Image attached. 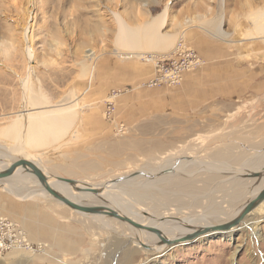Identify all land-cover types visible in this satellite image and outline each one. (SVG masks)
Returning <instances> with one entry per match:
<instances>
[{
    "label": "rangeland",
    "instance_id": "rangeland-1",
    "mask_svg": "<svg viewBox=\"0 0 264 264\" xmlns=\"http://www.w3.org/2000/svg\"><path fill=\"white\" fill-rule=\"evenodd\" d=\"M164 10L159 30L176 34L173 51L159 54L146 46L133 50L135 54L141 50V57L150 55L154 62L164 61L167 72H157L153 63L125 56L129 48L116 42L118 22L113 14L140 30ZM261 13L264 0H0V130L24 110L20 79L29 77L32 94L40 92L50 105L77 101L79 106L62 138L27 147L25 154L32 156L45 176L77 180L81 187H100L112 181L121 183L120 187L153 182L174 171L157 173L179 169L168 191L170 198H143L142 207L166 212L168 220L174 219V208L182 207L180 218H187L188 213L212 221V227L223 224L253 199L252 191L264 182V143H212V117L220 112V104L233 103L230 109L244 113L264 107V34L255 29L252 18ZM187 20L192 23L185 25ZM219 26L228 33L226 38L217 37ZM26 27L28 42L23 39ZM199 40L227 52L225 58L212 59V70L242 72V77L250 78L240 100L216 95L218 89L213 85L211 99L187 109L179 95L185 77L195 76L209 63L199 54ZM143 41L146 44L149 39ZM26 48L31 49L30 59ZM188 50L199 61L191 68L189 61L175 54ZM91 52L92 65L86 57ZM83 64H88L87 75L81 72ZM150 125L161 133H151ZM12 143L0 135V146L8 148ZM96 145L99 155L93 152ZM216 151L222 152L216 156ZM11 161L0 159L7 165ZM249 161L256 168H249ZM210 179L208 187H203ZM187 180L192 181V191L184 188ZM35 184L20 177L0 180V218L11 225L2 227L0 241L5 238L12 243V248L0 249V264H109L112 257L114 264H264V204L230 229L231 233L196 235L157 255L154 249L158 246L148 248L128 225L121 222L122 228L133 230L134 239L127 238L133 237L129 232L126 236L119 230L106 231L96 220L110 217L76 212L42 196L45 191ZM14 186L22 187L20 193ZM206 192L208 197H204ZM172 195L179 196L182 204L173 202ZM104 202L92 203L100 207ZM211 202L212 212L219 215H209ZM133 251L137 253L130 256Z\"/></svg>",
    "mask_w": 264,
    "mask_h": 264
},
{
    "label": "bare ground",
    "instance_id": "bare-ground-1",
    "mask_svg": "<svg viewBox=\"0 0 264 264\" xmlns=\"http://www.w3.org/2000/svg\"><path fill=\"white\" fill-rule=\"evenodd\" d=\"M113 16L118 22L117 23L118 27L116 30V42H118L119 45L129 48L128 54H125V56L127 57L137 56L139 58L142 55L141 50L138 51L137 54H135V51L133 50L143 49L145 48V46L147 48L149 47L151 49H156L155 51L159 52V54H167L169 51H173L172 41H174L176 34L174 32H173L174 34L173 33L162 34L160 33L159 30V27L164 21L165 10L158 15L152 16L151 19L147 21L140 30L130 28L126 23H124L121 20V18L117 14H113ZM252 18L254 20L253 23L256 26L255 29L256 30L259 29L260 31H263L262 34H264V13H261ZM220 19H222V16L220 17ZM191 23H192L191 20H187L185 25ZM27 31H28V27H26L23 30V37H24L23 39L25 42H28L29 40ZM216 32H217V37L222 36L221 39L226 38L228 36V33H223V30L222 31L220 30V26L219 29H216ZM144 39L147 40L149 39V42L144 44L143 41L142 43V40ZM26 54L28 55V59H30L32 54L30 48H26ZM86 57L89 58L90 64L92 65L95 59L94 53L91 52L87 54ZM152 61L154 62V60ZM146 62H150V61L146 59ZM81 67H82L81 72L84 73V75L89 74V72L87 73L88 64L87 65L83 64ZM20 81L24 93V102H23L24 110L21 112V114L17 115V118L14 119L7 127H5L3 130H0L1 136H6V138H10L11 142H13L11 145H9L8 148L0 146V159L9 158L10 160H12L8 165L0 162V171L6 169L11 163L19 159L27 160L36 166L37 164L32 159V156L29 154H25L26 150L28 149L27 147H30V144L40 145L44 143L46 145V143L56 142L57 140L62 138L73 124L74 110H76L77 107L79 109L77 101L73 103L50 105V103L45 99L43 94H40V92L36 95L32 94L29 85L30 84L29 77L20 79ZM261 158L262 161H264V155ZM255 165L256 164L253 161H249V163L247 164V166L252 169L256 168ZM28 170L29 169H23L19 167L14 171V173L10 177L5 178L4 181H8L11 178L20 177L22 181L25 182L30 181L32 185L36 183L35 185L38 188L41 187V189L45 191V189L42 188V186L38 183L37 179L32 174H30V171ZM164 171L165 170H163L162 172L164 173ZM171 171H174L173 173H171V175H167L153 182L150 181H143V182L140 181V183L129 182L128 185L123 183L124 185L120 187L118 185H120L121 183L118 184L115 183L118 181H112L111 183L108 182L104 186L92 188L98 191L97 194H91L88 192H74V190L69 185L58 181V177L53 175L52 176L48 175L49 178L47 176L46 178L48 185L54 191L58 192L60 195H62L70 202L76 205L82 206L83 204L88 203L87 206L85 207H96L97 205H95L92 202L98 199L105 200V202L103 203L104 205L101 207L113 210L114 212H116L117 215L126 218L127 220H130L135 224H138L139 226H141V228L140 229L134 228L130 224L120 221L116 218L113 219L118 220V222L110 219L111 217L108 219L103 217H98V219L96 220L103 225V228L109 232H114L116 230H119L120 232H124L126 236H127V232H129L130 234H132L133 237L129 236L127 238H131V239L135 238L134 232L132 230L134 229L136 231L135 235L139 237L138 240L139 241L143 240L148 248L154 247L151 244L158 246L154 249V251L155 254L160 255L166 250L170 249L173 244H176L180 241L185 243L188 242L192 237H196V235L198 236V238H201V236L206 237L209 236L211 232H215V230H213L212 228V221L211 222L205 221L203 216L187 213L185 214L187 218H180L179 217L181 215L180 208L182 207L174 208L175 212L177 213L175 214V216H173L174 219H170V220L166 219L167 217L165 214L166 212L165 213L163 212L161 214L159 212L153 211V209H147L142 207L141 205L142 203L140 204V201H143V198L160 199L162 201H165L168 198H170V192L168 193V191H172L171 187L175 182V179L173 177L175 176L176 173L177 174L181 173L179 172V169H172ZM22 172H24V174H22ZM42 173L45 176L44 174L45 172ZM163 173L159 172L157 174H163ZM65 175H67V173ZM210 182L211 179L210 181L208 180L206 184H203V187H208L207 184H210ZM5 183H6V188L9 189L10 185L7 182ZM134 183L137 185H134ZM22 185L25 186L27 184H22ZM76 186L81 187L80 185H76ZM237 186H238L237 188H239L241 186L240 183ZM19 187L21 186H14V189L16 188L15 190L18 193H20L22 188ZM82 187H87V186H82ZM27 188L30 189L28 186H26L25 189ZM184 188L186 189V191L187 190L192 191L194 188V186L192 185V181L190 180L185 181ZM262 188H264V182L252 191L251 193L252 197L254 196L253 198H255ZM155 193L156 196H154ZM209 194L210 193L206 192V195H204V197H208ZM41 195L45 196L46 198H51L50 195L46 193V191L41 192ZM102 196H106V198ZM171 197H172L171 199L174 200L173 202H177V203L182 202V199L177 195H172ZM128 200L130 201V203L132 202L136 206H138L140 210L134 208L135 206L134 207L131 206L132 204H129ZM198 203L199 201H197L194 205H190V206H196ZM181 204H177V206H182ZM262 204H264V201L257 208L261 207ZM163 207H167V206L163 205ZM208 208L210 209L209 215L211 216L219 215L218 212H216L215 210L214 212H212V202L211 204L209 203ZM218 209L219 208H217V210ZM240 209L236 210V212L233 213L234 214L233 218L239 213ZM222 214L224 215V213H220V215ZM93 217L97 218V215H93ZM233 218L232 217L231 219L229 218L230 219L229 221H231ZM229 221L227 220L226 222L225 221L224 222L227 223ZM121 222L128 225L132 229L125 227L122 228L123 225ZM145 228H152L157 231V234L145 230ZM230 229H232V227ZM230 229H228L229 231L227 230L228 233L232 232L230 231ZM113 244L116 245L115 242ZM136 253L137 251L130 252V256ZM113 259L114 258L112 257L109 264H114Z\"/></svg>",
    "mask_w": 264,
    "mask_h": 264
},
{
    "label": "crops",
    "instance_id": "crops-1",
    "mask_svg": "<svg viewBox=\"0 0 264 264\" xmlns=\"http://www.w3.org/2000/svg\"><path fill=\"white\" fill-rule=\"evenodd\" d=\"M199 54L201 57L209 59L207 67H205L202 73L198 72L193 75H187L183 84V90L179 95L184 98V103L188 108H195L200 106L206 100L212 98V86L218 89V94L224 99H229L228 101H237L242 98V93H244L247 88H249L248 81L250 78L242 77V72L240 73H221L215 69L212 70V59L214 58H225L227 52H221L217 48V45L208 44L204 40H199ZM227 63V62H225ZM221 63L220 65H223ZM215 70V71H214ZM142 77V75H140ZM147 77H149L147 75ZM193 77V78H192ZM249 79V80H248ZM196 83V86H195ZM236 94L238 96H230ZM215 95V96H216ZM234 101V102H235ZM244 101H247L244 100ZM181 103V102H179ZM233 103H223L220 104V112L215 113L212 117V143L215 144L220 141L223 142L225 146L229 142H238L240 144H250V140H256V144L264 143V107L257 112H238L230 109ZM149 127V126H148ZM157 126L154 127L150 125L149 129L151 133L156 130ZM161 132L156 130L155 134H160ZM237 139L233 140L234 138ZM243 142V143H242ZM253 144V143H252ZM254 144V145H256ZM171 145V143H170ZM236 145V144H235ZM230 146H226L227 149ZM100 147L96 145L93 151L99 155ZM156 148L152 150L155 152ZM224 151V150H223ZM226 151V150H225ZM222 151H216L215 154L218 156Z\"/></svg>",
    "mask_w": 264,
    "mask_h": 264
},
{
    "label": "water",
    "instance_id": "water-1",
    "mask_svg": "<svg viewBox=\"0 0 264 264\" xmlns=\"http://www.w3.org/2000/svg\"><path fill=\"white\" fill-rule=\"evenodd\" d=\"M23 168V169H29L30 174H32L38 181V183L42 186V188L45 189L46 193L50 195L51 198L54 200L58 201L59 203L64 204L65 206L69 207L70 209L84 213V214H101L104 216H108L111 218H116L120 221L126 222L133 226L134 228L140 229L141 226L138 224H135L131 222L130 220H127L126 218H123L119 215L116 214L113 210H110L108 208L104 207H85V206H79L76 205L72 202H70L68 199L60 195L58 192L54 191L47 183V178L46 176L43 175L40 169H38L34 164L27 160L19 159L16 160L15 162L11 163L6 169H3L0 171V180L5 179L10 177L14 171L17 168ZM171 170H168V173H171ZM167 173V172H164ZM163 173V174H164ZM167 173V174H168ZM58 181L65 183L69 185L74 191L76 192H88L91 194H97L98 191L95 189H92L91 187H77L76 185H79L75 180L72 179H67V178H62L59 177ZM264 201V188H262L259 193L256 195L255 198L252 200L248 201L247 203L244 204L243 207H241L239 213L229 222L220 224L218 226L212 227L213 230L221 232V231H227L228 229L238 227V224L252 211H254L262 202ZM145 230H148L150 232H153L157 234V231L152 229V228H145Z\"/></svg>",
    "mask_w": 264,
    "mask_h": 264
},
{
    "label": "built area",
    "instance_id": "built-area-1",
    "mask_svg": "<svg viewBox=\"0 0 264 264\" xmlns=\"http://www.w3.org/2000/svg\"><path fill=\"white\" fill-rule=\"evenodd\" d=\"M188 51L189 52H186V53H183V51H178L175 54H177L178 57H180L183 62H185V60L189 61V67L191 68L195 64L198 65L199 61L196 58V56L193 54L192 51H190V50H188ZM145 58L147 60H150V62H146ZM151 58H153V57H151L150 55H147V56L139 57V58H136V59L138 61L142 62V63H153L156 68H159L157 70V72H161L162 70H164V72H167V69H164V65H163L164 61L156 60V62H153ZM4 222L5 221L2 218H0V230L2 229V227H6V226L10 227L11 226V225L9 226L7 223H4ZM8 233H10V232H8ZM8 235H10V234H8ZM5 241H6L5 238H3V241H0V249L1 248L2 249H10V248H12V243L10 241H8V242H5ZM15 241L17 242V244H21V242L18 239H15Z\"/></svg>",
    "mask_w": 264,
    "mask_h": 264
}]
</instances>
